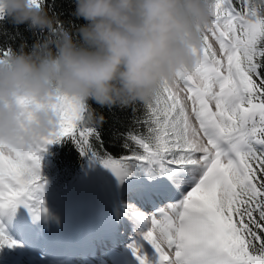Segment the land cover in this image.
I'll return each mask as SVG.
<instances>
[{"label": "snow or ice", "instance_id": "1", "mask_svg": "<svg viewBox=\"0 0 264 264\" xmlns=\"http://www.w3.org/2000/svg\"><path fill=\"white\" fill-rule=\"evenodd\" d=\"M202 39L197 68L164 84L143 104V118H134L144 132L114 133L131 155L96 150L104 120L85 123L86 109L70 101L50 138L26 151L0 144V212L19 204L37 216L47 212L33 195L42 158L70 137L118 179L140 177L152 198L147 210L124 205L146 226L142 240L154 251L151 262L142 245H130L139 264H264V0H239V8L235 0H211ZM17 243L0 226V247Z\"/></svg>", "mask_w": 264, "mask_h": 264}, {"label": "clouds", "instance_id": "2", "mask_svg": "<svg viewBox=\"0 0 264 264\" xmlns=\"http://www.w3.org/2000/svg\"><path fill=\"white\" fill-rule=\"evenodd\" d=\"M74 3L85 21L75 32L38 0H0V17L40 34L30 50L0 55V144L26 151L50 138L69 101L86 109L85 123H101L90 101L135 108L203 60L211 0Z\"/></svg>", "mask_w": 264, "mask_h": 264}, {"label": "rangeland", "instance_id": "3", "mask_svg": "<svg viewBox=\"0 0 264 264\" xmlns=\"http://www.w3.org/2000/svg\"><path fill=\"white\" fill-rule=\"evenodd\" d=\"M86 159L84 173L54 213L38 218L25 209L0 212V226L18 242L7 246V264H139L133 244L142 245L141 254L154 262V251L141 236L146 226L124 209H149L153 200L147 190L139 196L123 192L111 169ZM93 246L98 248L94 253Z\"/></svg>", "mask_w": 264, "mask_h": 264}, {"label": "trees", "instance_id": "4", "mask_svg": "<svg viewBox=\"0 0 264 264\" xmlns=\"http://www.w3.org/2000/svg\"><path fill=\"white\" fill-rule=\"evenodd\" d=\"M259 2V0H256ZM235 4L239 8V0H235ZM43 6L49 16L55 15L56 19L69 30L75 32V28L85 23L83 18H77L73 15L75 10L74 0H43ZM39 33H34L26 24H14L7 17H0V50L19 51L23 46L25 51L30 50L34 41L39 38ZM92 103L97 113H102L104 122L100 127L102 144L94 139L92 143L96 150L101 154H110L113 158L129 156L132 152L125 149L123 141L117 139L115 132L125 133L128 131L144 132L142 126H135L134 118H143L145 108L142 103H137L135 112L132 107H100ZM130 149H137V146L129 142ZM90 158L95 166L105 167L100 162V158L93 157L89 153L81 154L77 146L70 137L63 138L60 143L50 145L48 151L43 155L41 167L40 187L33 194L35 199L44 201L47 209L46 213L34 215L29 211L28 207L23 204L17 205L13 210L25 209L33 216L38 218L45 217L48 213H54L56 208L63 205L68 191L81 178L86 169L87 159ZM125 182V186L123 184ZM121 190L134 196H139L145 191L141 178L138 176H128L121 179ZM34 211H40L39 202L33 204ZM7 246L0 247V264H7Z\"/></svg>", "mask_w": 264, "mask_h": 264}, {"label": "bare ground", "instance_id": "5", "mask_svg": "<svg viewBox=\"0 0 264 264\" xmlns=\"http://www.w3.org/2000/svg\"><path fill=\"white\" fill-rule=\"evenodd\" d=\"M25 231H27V229H25ZM27 232H28V231H27ZM17 248H18V247H17ZM91 249H92V248H91ZM93 249H94V250H93V253H94V251L97 250L98 248H97V247L95 248V247L93 246ZM18 250H19V249H18ZM20 251H22V250H20ZM50 252H54V253H55V250H52V251H50ZM19 254L23 256L24 252H20ZM34 259H35V258H34Z\"/></svg>", "mask_w": 264, "mask_h": 264}]
</instances>
